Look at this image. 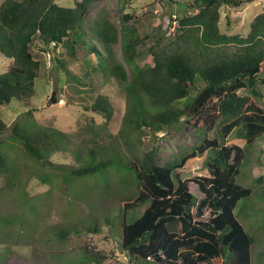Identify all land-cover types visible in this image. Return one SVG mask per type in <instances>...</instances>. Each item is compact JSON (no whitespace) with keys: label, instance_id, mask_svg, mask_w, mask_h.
<instances>
[{"label":"trees","instance_id":"1","mask_svg":"<svg viewBox=\"0 0 264 264\" xmlns=\"http://www.w3.org/2000/svg\"><path fill=\"white\" fill-rule=\"evenodd\" d=\"M96 1L76 0L73 6L57 0L2 2L0 54L10 59L11 65L0 74V108L13 102L27 103L36 96V81L44 75L46 64L36 57L33 47L52 54L65 69L67 63L57 57L60 48L66 50L61 56L67 53L72 59L86 49L98 59L93 63L104 74L105 84L112 81L123 93L125 125L136 143H128L125 153L115 146H87L83 160L78 153L83 163L70 168L50 160V154L59 150L57 132L31 129L18 121L12 141L20 145L25 156L63 171V188L72 185L73 179L80 180L84 186L78 191L80 200L85 198L87 186L83 181L87 176L106 175L111 170L128 175L122 183L136 185V197L117 213L115 209L104 211L92 222L82 219L80 223L98 233L102 217L109 226L118 228L122 249L135 264H255L256 238L235 213L241 200L252 198L253 189L238 183L236 177L246 149L264 134V9L251 21L244 36L222 31L221 18L223 10L229 14L249 0H188L186 5L193 11L179 18L175 38L169 42L157 38L150 43L147 52L153 63L140 64V49L147 46L150 36L140 33L137 15L128 10L130 0H118L120 27L105 9L95 18L84 19ZM117 44L122 46L120 58L115 51ZM255 67L258 69L254 72L246 71ZM206 87L216 88L217 93L190 112L193 101ZM91 108L98 111L105 127L111 124L116 106L108 95L98 93ZM182 120L204 133L189 152L165 162L158 148L137 153L135 145L143 146L149 132L156 133ZM8 129L0 114V136ZM236 129L246 140V147L228 142ZM210 133L214 134L212 138ZM6 146L5 138L0 137L3 177L11 173ZM207 153L209 175L185 178L188 162ZM123 154L130 156L128 161H123ZM256 170L253 181L264 191V175ZM94 186L109 193L113 190L108 180L102 184L97 181ZM143 207L137 215V209ZM82 227L75 223L71 229H59L58 234L63 239ZM107 258L88 249L82 261L100 264Z\"/></svg>","mask_w":264,"mask_h":264},{"label":"rangeland","instance_id":"2","mask_svg":"<svg viewBox=\"0 0 264 264\" xmlns=\"http://www.w3.org/2000/svg\"><path fill=\"white\" fill-rule=\"evenodd\" d=\"M3 1L0 0V5ZM75 1L57 0L64 6H73ZM186 3L190 2L130 0L128 10L137 15L140 33L150 36L147 46L140 49V64L153 63L152 55L147 52L150 43L157 38H164L166 42L175 38L179 18L193 11ZM104 9L109 13L110 20L120 27L118 0H97L84 19L95 18ZM263 9L264 0H249L233 8L229 14L227 9L223 10L222 31L246 36L251 21ZM94 44L100 46L97 42ZM33 50L36 57L46 64L44 75L36 81V96L27 103L13 102L0 108V114L9 126L0 137L6 140L4 151L11 167L9 176L0 175V264H96L82 261L88 249L108 257L102 259L100 264H135L122 249L118 228L109 226L102 217L101 231L98 233L82 227L80 223L82 219L92 222L104 211L115 209L117 213L122 210L125 202L135 198L138 192L136 185L122 183L128 175L111 170L106 175L98 173L87 176L83 181L87 186L85 198L80 200L78 191L84 187L80 180L73 179V187L68 183L63 188L60 177L63 171L25 156L20 145L12 141L13 127L18 121H23L31 129L57 132L59 150L49 156L56 165L79 167L85 157V148L96 143L109 149L115 146L125 153L128 143L134 144L137 140L134 135H128L129 130L125 125V97L112 81L105 84L104 74L94 66L98 59L86 49L79 51L77 59H72L67 53L61 56L66 50L60 48L61 55L57 57L67 63V69L60 68L58 59L52 54L42 53L35 47ZM115 51L120 58L121 44L115 45ZM10 65L11 60L0 54V74L6 72ZM98 93L108 95L116 106L114 119L108 127L103 125L98 111L91 108ZM54 94L57 101L49 106ZM30 111H33L32 115ZM148 134L143 146L135 145L137 153L158 148L162 162L189 152L201 142L204 135L202 131L185 125L183 120L177 125ZM209 136L212 138L214 134L210 133ZM228 142L247 146L246 140L239 137V129L232 132ZM78 153L82 160H79ZM127 153L132 155L130 150ZM207 155L190 160L184 177L209 175ZM122 156L125 162L130 158L127 154ZM256 168V171L264 175V134L246 149V157L236 177L238 183L253 189L252 198L241 200L235 210L238 219L256 238L253 247L254 263L264 264V191L253 181L252 175ZM42 178H46V181ZM106 180L112 184L113 190L110 193L94 186L97 181L102 184ZM77 207L78 210H75ZM144 209H137L136 214L140 215ZM75 223L82 227L80 231H72L62 239L58 230L71 229Z\"/></svg>","mask_w":264,"mask_h":264},{"label":"water","instance_id":"3","mask_svg":"<svg viewBox=\"0 0 264 264\" xmlns=\"http://www.w3.org/2000/svg\"><path fill=\"white\" fill-rule=\"evenodd\" d=\"M258 69V67L247 69V72H254ZM215 93H217V89L214 87H206L203 89L197 98L194 100V102L191 105L190 112H195L204 102H206L208 99H210ZM57 98L54 94L53 98L50 100L48 105L50 106L52 103L56 102Z\"/></svg>","mask_w":264,"mask_h":264}]
</instances>
